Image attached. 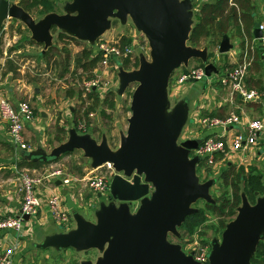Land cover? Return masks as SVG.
<instances>
[{"label": "water", "instance_id": "1", "mask_svg": "<svg viewBox=\"0 0 264 264\" xmlns=\"http://www.w3.org/2000/svg\"><path fill=\"white\" fill-rule=\"evenodd\" d=\"M66 7L68 12L50 11L36 20L18 2L0 0V29L8 18H21L30 28L32 39L44 45V51L53 44L54 28L94 43L111 27L112 16L123 21L131 16L149 41L151 58L142 53L138 67H120V90L137 84L127 133H122L117 149L110 147L105 136L98 142L91 134L71 127L68 138L49 153L43 146L23 150L27 159L53 161L64 153L83 149L94 167L111 162L117 170L110 184V201H101L94 210L96 220L75 210L77 226L49 233L42 244L98 248L103 252L96 262L83 260L82 264H205L169 238L171 233L179 235L186 216L198 211L193 202L199 198L215 202L210 193L215 178L201 182L197 165L202 157L190 156L203 136L179 141L189 117L188 101L181 99L171 111L167 107L169 82L176 68L200 58L206 63L207 75L219 71L206 46L188 42L194 22L192 0H73ZM259 25L256 21L253 34L261 41ZM233 46L226 33L219 41V52H228ZM242 195L236 216L226 224L222 237L212 240L209 264H251L263 238L264 194H259L254 203L245 192ZM100 196L103 193H98ZM137 200L139 204L132 210L131 204ZM66 201L69 208L76 205L70 194ZM24 217L30 218L28 214Z\"/></svg>", "mask_w": 264, "mask_h": 264}, {"label": "rangeland", "instance_id": "2", "mask_svg": "<svg viewBox=\"0 0 264 264\" xmlns=\"http://www.w3.org/2000/svg\"><path fill=\"white\" fill-rule=\"evenodd\" d=\"M10 1L12 3L17 2V0ZM55 1L57 3L56 9L54 11L64 13L68 12L66 3L73 0ZM32 14L36 20L41 19L45 15L40 14L38 11H33ZM259 14L262 16V11ZM111 21V27L108 28V30L103 35H101L102 37L116 39L121 42H128L126 39L131 38V42L133 41L135 46L134 55L140 57V54L144 53L149 59L151 58L149 41L146 35L136 27V24L131 16H128V18L123 21L119 16L114 15L111 17ZM59 31H61L59 28L53 29V43L56 42L59 45V48L62 47L61 49L57 50L56 59L60 61L67 55L68 51L70 52L69 70L63 76L60 75L62 68L59 62H55L54 58L51 62H49L40 56V50L43 49L44 45L30 41V39H32V32L21 18H8L5 21L3 28L0 29V59H15L18 63L21 62V64H25L27 67H30L32 72H35L36 74L40 72L42 73L43 71L46 72L44 75L41 74V76L45 78L43 81L45 84L43 85L41 92L43 91L44 95H48L46 97V102L50 106L49 112L53 113L54 121L55 119L58 121L63 119L61 120V124H64L67 128L66 139L69 136V128L76 127L78 132L89 133L92 137L96 138L98 142H101L105 136L108 140V143L110 144V147L115 150L121 144L122 133H127L129 124L128 119L132 114V93L137 83H131L125 90H120L119 70L120 67L124 65L122 60L118 58H113L112 64L110 66H103L100 70L95 69V71L89 74H80L79 70H77V72H73L75 69L74 57L76 54L86 46L95 48L98 40L93 43L92 41L84 39H80L78 42L68 38L59 39ZM124 36H126V39H122ZM230 36L234 43L233 47H238L237 39L239 37L233 34ZM205 46L208 49L210 60H213L217 65L221 63H226L229 65L230 62L228 61L229 59L228 54H226L227 52L220 53L218 46L212 44L210 40L208 41V39ZM18 48H22V50L16 51ZM41 57L43 59H41ZM198 62L199 58H192L190 60V64H197ZM182 66L183 65L176 68L171 75L168 88L169 101L167 103L168 111H171L181 99H185L189 103V117L182 129L180 139L197 137L199 135L202 136L207 131V126L202 121L207 115H204L205 105L207 104L205 102V98L210 92L211 85L219 86L218 82L221 80L225 72L224 67H222L218 72H213L211 75H205L203 79L189 80L185 83H178L176 81V76L183 68ZM35 77L40 76H33V78ZM93 78L98 80L97 89H99L101 93L107 92L110 89L114 90L116 106L114 109L107 108L106 114H101L100 109L104 106L102 104L97 110L91 112L89 117L87 116L81 118V116H83V109H85L86 106L92 101V99L88 97V93L85 92L84 83L85 81ZM206 83L208 85V89L207 91H204L202 88ZM35 84L36 81H34L32 84L30 95L22 96L23 100H29L33 106L36 105L37 101L36 98H33L35 94ZM71 88L76 90L75 94L73 95L68 94V90ZM78 90L83 91L84 102L80 98ZM0 92L3 93L4 96L10 98L9 93H7V89H3L2 87L0 88ZM39 107L46 109L47 106L42 104ZM76 110L78 111L75 112ZM37 111L38 109L36 108L35 115L40 116L39 118L45 119L44 117H41L40 114H36ZM76 115L79 117L77 118L78 123L74 118ZM260 117L264 120V113ZM4 122L7 123L6 121ZM56 124L57 123L55 122H51V124H45L42 129L35 128L33 124H30V126L27 125L25 128V134L29 141L28 151L37 149L36 147L38 146H43L49 153L54 146L58 145L60 141H58L56 138L59 133H57ZM12 146L13 147H10L9 150V154L12 153V156L8 155V160H4L2 163L3 166L0 168V190L9 186H13L14 183L18 182L19 170L25 167L20 166L21 161L30 160L23 156V150L18 151L13 143ZM257 147H261L260 154L257 153V155L246 164L235 162V160H233L235 159V156L230 157L226 155L223 158V155H219V157L213 162L204 161V163L200 162L197 165V174L201 182H204L211 177L215 178L216 180L210 188V193L215 199L214 203L220 204L222 198L231 195L232 189L230 185L226 184L221 177L222 173L227 169L229 164L236 163V167L244 165L246 169L249 167H254L255 171L260 172L264 178V130L261 131L257 142L252 144L247 152H236L239 153L238 158H241L242 156H247L246 154L251 153ZM34 161L43 162L39 166L34 167L39 169L32 170L36 176L47 175L53 169L58 167L63 168L66 173L76 177L82 176L83 174H91L92 172H101L104 174H108L110 172V168L107 164L94 167L92 165V159L85 155L83 149H75L72 152L64 153L53 161H44L41 159ZM230 161L232 162L229 163ZM57 178V176H49L48 178H45L43 182L45 181L46 183L50 184L49 187L43 191L40 184L38 188L42 192V196L45 198L55 193L60 195L63 200L65 199V194L67 191L73 193L74 199H76L78 202L72 209L69 223L66 222L68 227L62 226L63 228H60L58 225H60L61 222L58 221L59 223L53 224L55 225V231L50 232L44 228V225H32L33 218L26 221V224L29 227L28 232L21 233L20 236L16 234L14 237V242L12 243L14 244L17 242L15 244L16 249L14 254V261H16V264H82L83 260H91L92 262H96L103 254V252L98 248H57L56 246H46L42 244L49 233L56 231H68L77 226L76 219L74 217L75 210L79 211L89 219L96 220L94 213L95 208L98 207L103 200L106 203L110 201V199H107L108 192L103 194V196L97 197L94 192H92L88 187H85L80 182H77V191L80 192L78 196L75 191V184L62 183L57 185ZM209 203L213 202H208L204 198H199L192 203L193 207L197 208L198 210H203L207 214V219L201 223L192 233L188 231L185 233V230L183 228L181 229L180 226L179 235H169V238L172 240V242L180 243L183 249L188 251L194 246L198 247L211 245L212 247V240L214 238L220 239L222 237V233L226 227H224L223 224L229 222V217L219 211H214L211 206H209ZM138 204V200L132 202V210H135ZM63 205L64 208H67L69 211H71L66 203ZM46 208L47 207H44V209ZM262 234L263 238H261L260 241L264 240V228L262 229ZM12 236L14 235L12 234ZM0 241H2V237H0ZM3 242H6V245L0 246V256L3 254L5 247L11 243L9 240H4ZM257 260H260V258ZM251 264H257L256 260L252 261L251 258Z\"/></svg>", "mask_w": 264, "mask_h": 264}, {"label": "built area", "instance_id": "3", "mask_svg": "<svg viewBox=\"0 0 264 264\" xmlns=\"http://www.w3.org/2000/svg\"><path fill=\"white\" fill-rule=\"evenodd\" d=\"M262 13V17L259 20V28L262 31L261 42L264 46V5ZM97 40L94 50L99 52L101 59L96 70H100L103 66H110L113 58L121 59L122 63L126 60H130L132 66L129 69L136 68L133 66L136 60L133 41L121 42L116 39L104 38L102 36L98 37ZM254 60V50L250 47H246L237 63L224 69V75L219 83L228 89L230 94L229 100L231 102L236 98L244 101L261 99L262 91L255 86H250L247 81L249 69ZM205 65V62H198L197 64L189 63L188 66L183 65L186 68L182 66L183 68L176 76V81L178 83H185L189 80L203 79L204 76L207 75ZM84 85L85 92H89L93 88H98V80L95 78L89 79L85 81ZM35 116V110L29 100H20L15 104L10 98L4 96L3 93H0V117L7 122L11 142L18 151L29 149V141L25 134V128L27 124L32 123L35 120ZM202 121L208 127L221 126L224 129H227L236 124H243V115L239 111L231 110L224 116L206 115ZM263 130L264 120L261 117H257L250 119L247 123L243 124L242 128L235 132L230 141H228L223 135H202L203 140L198 148L191 150L190 156L198 154L202 157L201 161L213 162L216 160L217 154H223L222 157L224 158V156L230 152L247 151L252 144L257 142V139ZM185 139L188 138L180 139L179 136V141ZM105 164L110 168L108 174L92 172L91 174L77 177L66 173L63 168L59 167L43 176H36L33 173L32 170H36V168L23 167L19 170L18 176L19 192L21 194L20 209L14 213L0 212V233L3 231H9L12 232L15 237L16 234L20 236L21 233L28 232L29 227L26 224V221L31 218H33V220L36 219L43 204L46 205L50 217L55 222L59 223L58 221H60L61 226L68 227L66 222L69 223L71 213L67 208H64L63 204L65 203L66 198L62 200L61 196L55 193L45 198L42 196V192L38 188L39 185L41 184L42 187L45 178H48L49 176H57L61 178V181L64 184H75V188H77V182H80L94 192L97 197L98 193L105 194L108 192L107 195H109L110 184L113 175L117 170L111 162ZM44 190L46 189H43V191ZM25 214L30 216L28 220L25 219ZM32 225H34L33 222ZM16 243H11L5 247L3 254L0 256V264H16V261H14ZM211 248V245L194 246L186 252L192 253L198 261L209 264Z\"/></svg>", "mask_w": 264, "mask_h": 264}, {"label": "trees", "instance_id": "4", "mask_svg": "<svg viewBox=\"0 0 264 264\" xmlns=\"http://www.w3.org/2000/svg\"><path fill=\"white\" fill-rule=\"evenodd\" d=\"M17 2L23 6L26 10L38 11L40 14H46L50 11L56 9L55 0H17ZM260 4L257 0H208L199 5V8L194 14L193 27L190 32L189 44L196 47H204L206 41L210 40L212 44L218 46L219 41L222 39L223 35L228 33L230 35H236L242 38V46H245L246 37L250 39L254 38L253 28L256 21L261 19L259 14ZM59 39H71L75 41H80L75 36L69 35L64 31H59ZM122 39H126L124 36ZM128 42H131V38H127ZM31 42H37L34 39H30ZM59 45L55 42L49 46L44 51H40V56L49 62L52 59H55V62H59L61 65L60 75L63 76L69 70L70 65V52H67V55L60 61L56 59L57 50L61 49ZM12 49V48H11ZM101 55L99 52H96L93 47H83L74 57L75 69L73 72L86 73L89 74L97 68ZM199 62L202 63V60L199 58ZM9 64L10 68L17 69V66H14L12 61L9 59L6 60V64ZM140 63L139 56H136L134 67H138ZM125 68L129 69L132 66L130 60L123 62ZM228 64H219L218 67H226ZM0 63V67H1ZM186 68L185 66H183ZM90 76V75H88ZM251 86V85H250ZM76 90L73 88L68 90L69 95L75 94ZM80 98L84 102L83 91L78 90ZM88 97L92 101L83 109V116L89 117L91 112H94L98 109L100 105H104L100 112L101 114H106L107 108L114 109L116 106L115 92L110 89L107 92L101 93L97 88H93L91 91L87 92ZM106 106V107H105ZM220 109L225 110V107ZM76 110L75 112H77ZM210 115H226L224 112H219V110H213L209 112ZM75 120L77 121L78 115H76ZM78 123V121H77ZM56 130L58 136L56 137L58 141L62 142L66 139L67 128L65 125L57 122ZM212 133L205 132L203 135H209ZM222 156L223 154H217L216 158ZM204 163V160L201 161ZM42 161L34 160H23L20 163V166H29L36 167L42 164ZM201 163V164H202ZM200 164V165H201ZM221 177L224 182L230 185L232 191L231 195L221 199L220 204L218 203H209L211 208L214 211H219L229 217V221L233 219L237 214V208L242 203L243 195L245 192L251 202H256L258 194H264V178L260 172L255 171L254 167H249L246 169L244 165L236 167V163H231L227 169L222 173ZM226 210V211H224ZM207 219V214L203 210H198L194 213H191L186 216L185 221L181 225V229L185 230V233L193 232L201 223ZM227 222L223 224L225 227ZM172 234V233H171ZM173 236H176L173 234ZM260 258V260H257ZM257 262V264H264V240L260 241L257 245L255 254L252 257V261Z\"/></svg>", "mask_w": 264, "mask_h": 264}, {"label": "crops", "instance_id": "5", "mask_svg": "<svg viewBox=\"0 0 264 264\" xmlns=\"http://www.w3.org/2000/svg\"><path fill=\"white\" fill-rule=\"evenodd\" d=\"M205 1L208 0H192L193 2V8H194V14L196 10L199 8V5ZM260 4L259 13L261 11L263 12V5L264 0H257ZM263 14V13H262ZM230 35V34H229ZM239 37V36H237ZM233 42V41H232ZM238 47H233L230 51H228L226 54H228V61L230 62L229 65L226 67H231L237 63V61L241 58V55L246 47H250L255 52V60L252 64V66L249 69L247 81L248 84L251 86H255L259 88L262 91V97L261 99H257L254 101H244L242 99H234L233 102L229 100V91L226 87L222 86L219 82V86H213L210 87V92L207 94V97L205 98V102L207 103L205 105V113L204 115H210L209 112L213 110H219V112H224L227 114L231 110H236L242 113L243 115V124L247 123L250 119L260 117L264 113V50L261 48L264 47L262 42L257 38L250 39L249 37H246L245 46H242V38L239 37L237 39ZM22 48H18L16 51H21ZM42 50V49H41ZM40 50V51H41ZM6 52V50H5ZM7 58H1L0 63V88L3 87V89H7V93H9V96L11 100L17 104L22 99V96L30 95L32 84L34 81H36L35 88V94L33 98H36V105L33 106L34 110L36 108L38 109L36 114H40L41 117H44L45 119L39 118L40 116H35V120L32 123L27 124L30 126V124H33L35 128H43L45 124H51V122H59L62 123L60 119L59 121L53 117V113L49 112L50 106L46 102V95H44V92H41V89L43 85L45 84L43 81L45 78L41 76V74H45L46 72L43 71L42 73H35L32 72V69L30 67H27L25 64L18 63L15 59L9 58V61H12L14 66H17V69H13L9 67V64H6ZM41 59H43L41 57ZM225 62V61H224ZM20 64V66H19ZM224 63H221V65ZM219 65V64H218ZM226 67L224 69H226ZM28 68V69H27ZM219 69L220 66H219ZM33 76H40L35 77ZM215 83V82H214ZM9 84V85H8ZM40 85V86H39ZM9 86V87H7ZM41 87V88H40ZM204 91H207L208 85L207 83L204 84V87L202 88ZM1 93V92H0ZM201 93V92H200ZM55 96V95H52ZM45 104L47 107L46 109L40 108L39 106ZM221 107H225V110L220 109ZM259 115V116H258ZM243 124H236L230 128L224 129L221 126H207V132L215 134V135H223L228 139V141L231 140L235 132L240 130L243 126ZM64 125V124H62ZM206 127V126H205ZM10 147L12 146L8 124L4 122V120L0 117V168L3 166L2 163L8 160V155L12 156V153L9 154ZM37 148V147H36ZM13 149V148H12ZM261 147H257L255 150H253L251 153L246 154L247 156H242L241 158H238L239 153L232 152L227 154V156H235V162H241V163H247L250 162L257 153L260 154ZM240 152V151H238ZM247 152V151H246ZM232 162V161H231ZM234 162V161H233ZM34 168V167H33ZM39 169V168H36ZM84 175V174H83ZM56 184L60 185L62 184L61 178L58 177L56 179ZM50 184L42 183V190L47 189ZM77 195L79 196L80 192L77 191V188L75 189ZM70 194L72 199L77 203L78 201L74 199V195L72 192L67 191L65 194V198H67V195ZM81 198V196H80ZM65 203L67 204V201L65 200ZM21 205V194L19 192V181L14 183L13 186L6 187L0 190V212H8V213H14L17 212V210L20 209ZM45 204H43L41 211L39 212L36 219L33 220L34 226L36 225H44V228L50 232L55 231V225L57 222H55L50 215L48 214L47 208ZM72 212L73 208H70ZM58 225V224H57ZM60 228L61 226L58 225ZM47 231V232H48ZM12 232L9 231H3L0 233V237H2V241H0L1 245H6V242H3L4 240H9L11 243L14 242V236H12ZM12 239V240H11ZM9 243V244H11Z\"/></svg>", "mask_w": 264, "mask_h": 264}, {"label": "flooded vegetation", "instance_id": "6", "mask_svg": "<svg viewBox=\"0 0 264 264\" xmlns=\"http://www.w3.org/2000/svg\"><path fill=\"white\" fill-rule=\"evenodd\" d=\"M256 156V155H255ZM229 163H231V161L229 162ZM107 199L109 200L110 198H109V195L107 196Z\"/></svg>", "mask_w": 264, "mask_h": 264}]
</instances>
